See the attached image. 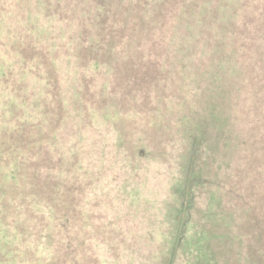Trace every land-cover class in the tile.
Returning <instances> with one entry per match:
<instances>
[{
	"label": "rangeland",
	"instance_id": "obj_1",
	"mask_svg": "<svg viewBox=\"0 0 264 264\" xmlns=\"http://www.w3.org/2000/svg\"><path fill=\"white\" fill-rule=\"evenodd\" d=\"M30 1L25 10L32 6L48 44L37 43L44 54L30 62L43 81L32 80L52 91H43L48 107L61 106L57 139L51 115L36 116L50 136L42 173L62 177L50 192L69 207L63 214L50 198L38 206L34 194L19 197L22 213L0 214V264H162L173 190L204 117L195 162L203 184L194 188L189 247L174 264H195L197 240L206 238L210 264H264V142L254 130L263 116L246 87L264 55V0H141L144 33H134L131 0ZM241 141L252 159H243ZM55 150L59 171L48 160Z\"/></svg>",
	"mask_w": 264,
	"mask_h": 264
},
{
	"label": "trees",
	"instance_id": "obj_2",
	"mask_svg": "<svg viewBox=\"0 0 264 264\" xmlns=\"http://www.w3.org/2000/svg\"><path fill=\"white\" fill-rule=\"evenodd\" d=\"M11 1H16V4H13L12 7L8 5L12 4L10 3ZM69 1L67 0V2ZM31 3L32 0L30 1ZM25 6L26 2L24 0H0V106H2V112L0 113V214H4L6 219H12L15 214L22 213L16 211V201L19 197L32 194L37 197L34 200V205L40 206L43 200L50 198L57 205H61L63 214H65L63 211L64 207H69L64 206L65 200H62V204L58 201L57 192H50L57 191L61 187L62 177L56 174L48 181V178L42 173V169H46L47 162L44 152L45 144L50 136L45 130L38 127L41 118H36V116L41 114L51 115L53 120L51 125H49V130L56 133L53 138L57 139L59 137L58 118L61 106L49 104L48 107L45 94L52 91L44 89V84L40 85L38 81L32 80V78L35 79L36 77L39 81H43L42 77L37 75V73L43 74V70L36 72L38 63L35 61L30 62V60L34 58L40 59L41 54H44V52H38L37 43L41 42L44 43L45 47L48 46L44 41L47 30L38 25L41 20L34 18L32 15V6H29L27 10H25ZM128 9L135 13V15L133 13L132 19L134 21L138 19L141 16V0H131ZM161 14H164L162 6L158 7L154 17L157 19ZM61 16L63 17V15ZM147 23L143 19L139 22L138 19L135 25L140 27V29H133L134 33H144V27L147 26ZM36 26L37 29H35ZM82 30L83 35L88 34L86 25L83 26ZM110 38L115 44L120 37L117 38L113 34ZM83 41L86 42L87 40L83 38ZM77 46L85 52L82 45ZM90 46L94 47V44L91 43ZM262 52H264V49ZM259 53L260 51H258V55ZM259 63L260 70L257 76L251 77L250 83L246 87L249 88L250 86L253 93L256 94L258 99L255 103L256 110L263 116L258 119L254 127L255 133L259 136L258 139L261 138L257 141L258 146H261L264 142V55L260 56ZM41 64L44 65V61ZM45 68L47 73L52 71L50 66H45ZM229 73V77H231L232 72L229 71ZM43 91L45 92L44 95ZM237 91H242V89ZM221 92L226 97L230 91H224L222 88ZM56 99L54 97V100ZM35 102L36 104H34ZM30 111L34 114L33 121L30 119ZM208 122L209 120L206 121L204 117L202 123L197 124L195 131L190 135L193 142V153H191L188 161L185 175L180 178L173 190L176 197L172 208L175 226L169 232V248L164 254L165 257L162 264H174L179 250L189 247L186 224L190 221V212L195 204L194 188L203 184L201 178L196 174V149L202 137H205V133L208 132V125L206 124ZM250 133L253 136L252 138H254L253 128ZM241 143L243 144L242 141ZM243 146V159H252V153L246 150L249 145L247 147V145L243 144ZM48 155V160H54L60 164L57 167L59 171L62 168L61 162L63 160L60 150L50 151ZM249 155L251 156L249 157ZM68 186H70L69 183ZM70 196L73 204L75 199H73L71 194ZM74 213V210L70 209L72 216ZM206 237L207 235L200 238L204 239ZM205 240L206 243H201L199 239L197 240V247L195 248H197L196 250L199 253L197 252L195 264H210V255L208 257L205 252L211 247V243H209V238ZM54 241H56V237H53ZM59 246L61 247V244ZM58 254L59 251L56 255ZM202 259L203 262H201Z\"/></svg>",
	"mask_w": 264,
	"mask_h": 264
}]
</instances>
